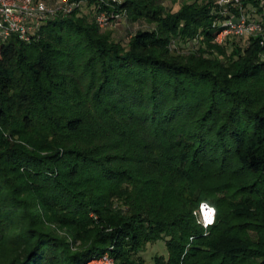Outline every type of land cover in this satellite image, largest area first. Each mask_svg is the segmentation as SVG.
Returning <instances> with one entry per match:
<instances>
[{
	"label": "trees",
	"instance_id": "16d2710c",
	"mask_svg": "<svg viewBox=\"0 0 264 264\" xmlns=\"http://www.w3.org/2000/svg\"><path fill=\"white\" fill-rule=\"evenodd\" d=\"M85 1L95 8L90 18L75 16L74 7L44 20L30 41L0 39V264H82L104 252L117 264H144L139 253L160 239L167 255H155L153 264H264V236H238L226 224V203L203 196L217 208L204 229L200 197L184 192L174 202L157 189L146 197L138 183L149 178L129 166L148 162L183 178L186 164L187 170L235 158L240 169L264 178V111L237 83L264 72V43L249 38L217 58L213 39L223 16L213 21L221 16L216 0H185L175 11L164 0ZM99 12L121 15L108 24L126 18L149 27L135 30L124 46L97 25ZM195 39L205 48L188 54ZM72 104L92 107L96 123L67 112L60 132L51 114L63 115ZM181 140L190 148L184 161L170 153L188 146ZM16 177L27 182L20 191L11 185ZM22 193L31 197L17 199ZM46 218L95 225L71 250Z\"/></svg>",
	"mask_w": 264,
	"mask_h": 264
},
{
	"label": "rangeland",
	"instance_id": "374dc122",
	"mask_svg": "<svg viewBox=\"0 0 264 264\" xmlns=\"http://www.w3.org/2000/svg\"><path fill=\"white\" fill-rule=\"evenodd\" d=\"M184 1L185 0H177L175 3H172L168 0H164L163 4L167 8H170L172 11H175L180 7L182 2ZM45 2L50 6H64L67 9L71 5H78V12L75 16L87 15L90 18L91 16H94L95 13V8L93 4H88L85 0H67V2L63 3L62 5H60L57 0H45ZM72 7L74 8V6ZM244 8L250 17L264 19L263 0H259L258 5H247L244 6ZM71 11H73L72 8L69 12ZM221 17L222 15L215 16V19L213 21L220 20ZM141 27H149V25H147V23L143 20L133 22L126 18H122L119 21H112L110 24L101 27V29L103 31H109L113 39L120 41L122 45L125 46L127 41L129 40L130 35L133 34L135 30ZM216 35L217 33L215 34V36ZM220 37L222 38H218L219 40L213 39V42L219 46V50L221 52L220 53L216 51L215 56H217V58L219 59L221 57H224L225 55H230L234 46H237L241 49L244 48L246 45H248V42L250 40L249 38H259V42L262 45L264 43V29L253 35L246 36H238L232 32H223ZM39 38H41V35L39 36ZM204 48V42L195 39L194 46H190L187 52L188 54L197 52L200 53L199 50ZM261 57L262 59H264L263 54H261ZM228 77H230V74L228 75ZM237 83L243 89H245V96L249 99L251 105H253V107L261 108L264 111V72H259L255 76L246 77L242 80L240 79L237 81ZM72 105L74 106H66V110L61 109L62 107H57L58 110L61 109L62 112H65L63 113V115L62 113H58L57 115L51 114V123H54V126L59 129L60 132H65L64 129L60 128V125L65 122L63 116H66L67 112H72V114L78 113L82 115V117L84 118V123H96L95 121H97V117L99 116L98 112L95 111L88 104H82L80 106L79 104ZM103 117L104 120L107 122L112 121L114 123H117L116 120L113 119L112 116H110V114L103 115ZM122 119L124 123H132L125 118ZM39 123H44V125H46L48 121L43 120ZM181 143L188 144L185 140H181ZM189 150L190 148L188 144V146H184L183 148L172 147L170 149V153H178V155H180L179 158H181L182 155H185L187 157L188 153L190 152ZM138 153L141 155V153L144 152L138 151ZM137 158L140 157L137 156ZM181 159L182 161H184L183 158ZM198 163L199 162L194 163L192 168H189L187 170L185 169L187 164L183 166V178H180L178 174H168V172L166 171L156 169L153 165L150 166L148 162H132L129 164V166L138 169L139 174H142V178H149V183H138L139 186L141 185L145 188L143 192L146 194V197L150 195V192L154 193L157 189V195L161 194L165 197L170 196L169 199L175 200L174 202H177L176 198L182 196L184 192L188 193V195L193 197V199H197L200 197V203L207 201L209 202V200L203 199V196H206L216 201H223L224 203H226L224 210L227 215L226 224L231 227H237V229L241 231L240 233H238V236L242 234L251 241H263L262 237L264 236V199H262V197H259L257 193L253 192L257 191L259 193L264 194V178L261 177V174H255L240 169L238 163H236L235 161V158H231L227 161H222L219 163H207V165L201 164V166ZM171 175H173V177H171ZM12 179L11 185L14 186L17 191H20L22 187L25 186V183H27L25 180L19 179L18 177ZM139 186L136 185L138 189ZM139 196L138 198L140 199L143 197L142 195ZM29 197H31L30 193H22L20 195H17V199H26V201L27 199H29ZM169 199L167 200L169 201ZM108 200L110 201V198ZM111 201H115V199L112 198ZM232 202L234 203V205ZM104 204L107 205L109 204V202H105ZM214 207L216 208V205ZM38 208L40 207L36 206L33 209ZM84 219L81 220V218H74L73 225L70 224V226H67L65 220L63 219H53L52 221L47 219L45 223L46 225H44L48 229H55L56 233L61 238L69 241V248L71 250H75L78 249V247L82 246V244H84L83 241H85L86 235H88V229H92L95 225V223H89ZM81 223L83 224L81 225ZM71 231L77 235V241H74L72 234H70ZM233 233V236H236L237 232ZM2 247L3 245L2 243H0V260L3 257ZM139 254L144 259V264H153V257L155 255H163L162 257L163 259H165L167 255V250L164 241L160 239L155 242H149L145 244L144 250L141 251ZM82 264L117 263L114 258L109 255L108 252H104L97 258L86 261Z\"/></svg>",
	"mask_w": 264,
	"mask_h": 264
},
{
	"label": "built area",
	"instance_id": "2783aa9c",
	"mask_svg": "<svg viewBox=\"0 0 264 264\" xmlns=\"http://www.w3.org/2000/svg\"><path fill=\"white\" fill-rule=\"evenodd\" d=\"M57 1L60 5L67 2V0ZM216 5L217 11L223 16V19L220 22L222 28L217 32L215 40L221 39L220 35L223 32L246 36L264 29V19L250 17L241 0H216ZM72 6L77 7L78 5H71L67 9L64 6H50L45 0H0V39L5 40L11 35H15L20 40L30 41L36 36L38 28L44 20L58 12H69L71 8L73 9ZM120 16L117 12L110 16H107L105 12H100L96 15L95 20L99 27H103L109 23L110 18L118 19ZM215 213V207L208 202L199 204L197 215L204 229L213 224Z\"/></svg>",
	"mask_w": 264,
	"mask_h": 264
}]
</instances>
